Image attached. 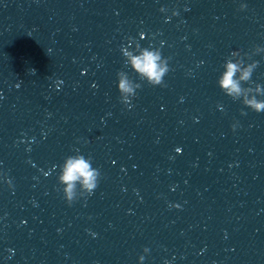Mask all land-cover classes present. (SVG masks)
<instances>
[{
  "label": "water",
  "instance_id": "1",
  "mask_svg": "<svg viewBox=\"0 0 264 264\" xmlns=\"http://www.w3.org/2000/svg\"><path fill=\"white\" fill-rule=\"evenodd\" d=\"M129 36L164 42L165 86L124 64ZM255 46L264 0H0V260L264 264V112L218 87L232 51L264 86ZM119 71L142 83L131 109ZM75 149L101 177L69 206Z\"/></svg>",
  "mask_w": 264,
  "mask_h": 264
},
{
  "label": "clouds",
  "instance_id": "2",
  "mask_svg": "<svg viewBox=\"0 0 264 264\" xmlns=\"http://www.w3.org/2000/svg\"><path fill=\"white\" fill-rule=\"evenodd\" d=\"M247 8V5L241 3L239 10L243 11ZM161 13H166L167 8L161 7L159 9ZM172 16L179 15L177 10H172ZM171 17H166L170 20ZM140 40L145 38V33H139ZM127 44H122L120 51L124 58V64L134 70L139 81L146 82L152 87H163L165 86L164 78L171 71L169 61L171 57H164L161 51L163 41L160 42L161 46H155L149 44L147 47H143L139 40L134 37L126 38ZM134 48L130 51L129 48L132 45ZM254 50L256 53H264V47L255 46ZM50 51V50H48ZM241 51H232L226 58L223 64L224 71L218 80V87L222 92L230 97L233 101H240L250 111L261 113L264 112V86L256 83L253 87L252 75L254 70L258 66V61L253 60L245 66V61L241 56V59L234 61L232 57L238 56ZM202 63V62H201ZM239 73V77H237ZM243 82V83H242ZM247 84L248 86H244ZM142 83L130 80L127 73L119 71L117 73V90L119 93V99L121 103L128 109L133 107L132 100L138 95V90L141 89ZM221 110L223 108L221 107ZM242 115L246 114L243 111ZM237 123L232 125V129L235 130ZM75 155L67 156L62 165L59 166L60 170L57 175V188L58 192H62L63 199L71 206L76 200L80 198H87L93 195L97 189L101 172L98 168L93 167L92 157L85 156L80 153L79 149H75ZM177 152L181 150L176 149ZM56 167V166H54ZM48 175L47 172L44 173ZM5 183L12 186V181L5 176ZM170 207L179 208L180 205H170ZM150 252L148 247L143 249L142 255L139 256L140 264H143L146 255ZM165 264H169L165 261Z\"/></svg>",
  "mask_w": 264,
  "mask_h": 264
}]
</instances>
